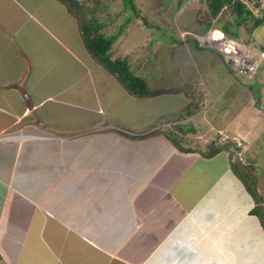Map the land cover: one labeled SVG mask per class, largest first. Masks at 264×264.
Masks as SVG:
<instances>
[{
  "label": "crops",
  "instance_id": "crops-1",
  "mask_svg": "<svg viewBox=\"0 0 264 264\" xmlns=\"http://www.w3.org/2000/svg\"><path fill=\"white\" fill-rule=\"evenodd\" d=\"M184 3L169 7L190 5L195 26L176 28L177 44L142 52L125 44L150 45L140 17L118 30L113 56L157 91L135 96L89 53L59 0H0V229L9 221L0 264H203L211 241L249 264L242 254L264 231L229 151L206 156L168 130L187 141L249 137L264 108L219 51L197 44L195 34L208 28L201 0ZM199 222L211 230L205 244L192 237Z\"/></svg>",
  "mask_w": 264,
  "mask_h": 264
},
{
  "label": "rangeland",
  "instance_id": "rangeland-1",
  "mask_svg": "<svg viewBox=\"0 0 264 264\" xmlns=\"http://www.w3.org/2000/svg\"><path fill=\"white\" fill-rule=\"evenodd\" d=\"M142 1L146 2L145 9H143V6H141L139 4L140 0H134L133 1V4L136 5L137 11L131 10L130 7L132 6V3L128 4L127 7L124 6L123 0H104L103 4H97L96 10L97 11H105L104 16L107 17L106 19L102 20V22L111 18L109 21H107L108 25L104 24V26L106 27L105 28L106 34L107 35H118V30H120V27L123 26L121 23L125 19L127 13H128V17H130V16H132L133 18H136V17L139 18L140 17V18H142V20L145 21V23L148 25V27L152 31V32L150 31V33H149L150 45L147 46L144 44L145 45V47H144L142 42L137 43L136 41H133V40L126 41V39H124V42H125V44L127 42L128 46L135 45L134 48H136L137 50L142 52V51H145L147 48L149 49L153 45L154 46H160L163 43H169L170 41H172V44H177L176 39H171L172 33H174L176 28H178L180 25L184 26L183 24H185V23H187L188 26H192V27L195 26V24H194L195 17L192 18V15L189 12L190 11V8H189L190 5L187 4L191 0H142ZM176 1L180 4H183L185 2L184 4H187V5L184 6L185 8H182V7L179 8L182 10L176 11L173 7H169V5H171V4H172V6H174ZM193 1H195V3L199 2V0H193ZM92 8H93V6H92ZM112 11L113 12L115 11V13L117 12L118 14L109 16ZM146 11H151V14H150V16L146 15L145 17H143L144 16L143 13ZM226 13H228V12H225V14ZM138 14H141V15H138ZM157 20H159L160 22L159 21L156 22ZM214 20L216 21L217 17ZM162 24H170V25L167 27V30H164L165 28L163 27ZM122 32H123V30L119 33H122ZM239 32L242 35L241 40L245 41L247 36H249L251 38L250 42L245 41L247 43H251L252 45H255L258 47H261V45L264 44V25L260 26L256 30H254V32H253L254 37L252 36V33L248 34L249 31L247 30V27L244 24V22L242 23V26L239 28ZM146 37H148V36H146ZM119 39H120V37H118L117 41ZM175 47H177V46H175ZM126 56H128V55H126ZM174 58H175L174 61L176 60L178 62L179 60L183 59V56L179 55V56H175ZM163 60H164V56L161 55L159 57V61H163ZM174 61L170 64H167L168 65L167 67L172 66L174 64ZM262 69H264V63L262 64L260 69L257 71L256 75L252 78L246 77L244 75L240 76V74L236 70H234L233 68H232V71L236 77H241L242 79L244 78L245 80L248 79V84L251 85V87L254 89V92H255V90L257 92L256 93L257 97L254 99L262 101V105H264V73L262 72ZM260 74H263V76H262L263 78L260 77ZM242 81H244V80H242ZM70 84L75 85V83H73V81ZM66 85L68 86L69 84H66ZM184 89L185 90L189 89L188 85L185 86ZM204 89L207 91L205 84H204ZM224 98H226V96ZM243 112L247 113L248 110L246 109ZM259 118H263V117H258V119ZM259 126L260 127H258L257 130H253L255 133L257 132L256 135H254V132H252V134L249 137L244 136L242 134L235 135L232 137L231 136H225V137L219 138L221 140L218 139L217 142L215 143V146L220 147L221 144L224 141L226 142L227 140H233V141H236V143H237V141H239V143H237V145H238V147H241V150H238V154L240 155V157L244 161H246L247 163L253 164L255 166V169H256L255 171L257 172V188L264 198V120L262 121V123H260ZM175 130H176V128H175ZM168 132L172 135V137H174V139L177 140L178 143L180 140L182 142H184V139H185V145L188 144V145H192L194 147L199 146V147L205 148L206 153L213 149V146H210L211 142H213V141L215 142V139L212 140V137H213L212 135L211 136H199L196 134L195 135L192 134L191 135L192 138H190V141H187V138L182 137L183 133L181 132V130H180V134L175 132L174 129H172V128H170L168 130ZM228 135H230V134H228ZM183 147H184V149L188 148L186 146H182V148ZM211 147H212V149H211ZM229 162H230V159H229ZM112 178H113L114 182L119 183V179H120L119 175L114 174ZM107 187L113 191V187L111 185H109ZM244 187H245V185H244ZM111 194H112V192L108 193V197H110ZM263 202H264V200H263ZM255 205H256V202H255L254 206ZM259 222H260V220H259ZM199 224L200 225L198 226V229H195L192 231V233H193L192 237L194 238L195 241H197V242L201 241V242H203V244H205V242L207 241V238H209L211 236V234L209 233V231H211V230H210V227L209 228L207 227V224H201V222H199ZM8 228H9V221L7 219V221L3 222V225L0 229V243L2 245L6 243V236H7L6 233L9 230ZM261 228L263 229L262 226H261ZM263 231H264V229H263ZM208 233H209V237L207 236ZM260 236H261L259 238L260 242L257 245L258 249L257 248L256 249L251 248V246H250V247H247L250 251L247 254H242L243 256L248 255L247 257L251 260L249 262V264H256V263L264 264V234L261 233ZM211 242L208 243L207 245H204L203 250L209 251V255H205V256L201 255L200 256V263L204 262L203 264H208L210 258H216L219 264H238L237 263L238 257H236V256L235 257H233V256L229 257V255H226L223 252L224 249H222V248L220 249V248L216 247L218 245H211ZM260 243L263 245H260ZM249 253L250 254L256 253V254L249 255ZM239 258H241V260H242L244 257H239Z\"/></svg>",
  "mask_w": 264,
  "mask_h": 264
},
{
  "label": "trees",
  "instance_id": "trees-1",
  "mask_svg": "<svg viewBox=\"0 0 264 264\" xmlns=\"http://www.w3.org/2000/svg\"><path fill=\"white\" fill-rule=\"evenodd\" d=\"M59 1L63 3L68 11L77 19L83 42L93 58L114 75L130 94L135 96H146L157 92L149 88L143 77L135 74L132 70L131 63L127 58L113 56L112 46L117 35L106 34L103 27L106 20L102 22V20L107 18L104 16L105 11L96 10L97 4H103L104 0ZM133 1L134 0H123V5L127 7L128 4L132 3V6L130 7L131 10L137 11L136 5L133 4ZM197 12L198 16H200L199 18H201L202 24L208 26V28L211 26L214 18L220 14L216 20V25L220 24V27L225 30L227 34L239 39L242 38L239 28L242 26L243 22L249 31L248 34L252 33V36L254 30L264 25V11L262 16H257L241 0H201ZM225 12H229V14L233 15V18H225L223 16L225 15ZM221 13H223V15H221ZM111 15H114V13L111 12L109 16ZM132 19V16H130L129 19L127 18L123 26L120 27V30H125ZM205 31L206 29L202 30V32ZM198 34L199 33H196L195 36L197 37ZM196 37L195 40L197 44L202 46L199 39ZM250 39L251 38L248 36L245 41L250 42ZM261 47L264 48V44H262ZM247 85L253 91L254 98H256V90L254 92L251 85ZM255 103L259 108H264L262 101L255 99ZM172 138L175 143L179 144L174 137ZM217 140L218 139H215V142L213 141L210 144V146H213V149L211 147L212 150L207 153L204 150L203 154L211 156L220 150L225 149L229 151L230 167L233 173L243 182L246 189L256 202V205L250 210V214L258 217L264 229V198L257 188V172L255 171V166L247 163L240 157L238 150H241V147H238L235 141L227 140L226 142L224 141L220 147H216L215 143Z\"/></svg>",
  "mask_w": 264,
  "mask_h": 264
},
{
  "label": "built area",
  "instance_id": "built-area-1",
  "mask_svg": "<svg viewBox=\"0 0 264 264\" xmlns=\"http://www.w3.org/2000/svg\"><path fill=\"white\" fill-rule=\"evenodd\" d=\"M255 15L262 16L264 0H241ZM197 38L202 46L219 51L225 62L239 74L254 77L264 63V49L239 38H235L218 28L213 20L211 26ZM171 126V124H169ZM172 128V126H171ZM236 142V141H235ZM239 143V141H237Z\"/></svg>",
  "mask_w": 264,
  "mask_h": 264
},
{
  "label": "clouds",
  "instance_id": "clouds-1",
  "mask_svg": "<svg viewBox=\"0 0 264 264\" xmlns=\"http://www.w3.org/2000/svg\"><path fill=\"white\" fill-rule=\"evenodd\" d=\"M189 2H190V1H189ZM261 48H262V47H261ZM263 49H264V48H263ZM249 78H250V77H249ZM251 78H252V77H251ZM172 129H174V131H175V132H177V131L175 130V128H174V127H172ZM255 216H256V215H255ZM261 226H262V225H261Z\"/></svg>",
  "mask_w": 264,
  "mask_h": 264
}]
</instances>
